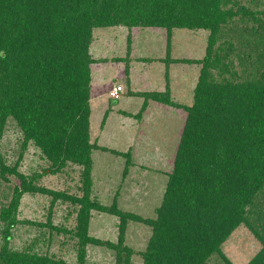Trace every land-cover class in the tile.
I'll list each match as a JSON object with an SVG mask.
<instances>
[{"label":"trees","instance_id":"1","mask_svg":"<svg viewBox=\"0 0 264 264\" xmlns=\"http://www.w3.org/2000/svg\"><path fill=\"white\" fill-rule=\"evenodd\" d=\"M115 27L163 29L168 40L175 29L208 33L201 60H178L200 65L191 105L175 102L166 85L163 92H130L144 99L140 112L120 111L137 119L150 100L186 114L154 218L91 198L94 151L124 157V177L134 165L130 150L90 139L92 66L106 61L90 53L94 31ZM115 61L128 76L127 58ZM9 122L22 136L18 159L32 145L49 166L25 177L0 155V178L21 181L0 208V264H71L37 252L34 243L10 247L24 194L50 196L49 210L58 201L75 208L72 229L54 226L50 215L36 224L49 238L64 233L76 241L74 264H85L87 246L113 250L115 264H130L137 253L141 264H207L213 257L232 264L222 245L240 226L261 245L247 264H264V0H0V140ZM68 167L78 168L79 195L38 186ZM91 211L118 218L116 243L88 234ZM129 221L150 229L143 251L124 243Z\"/></svg>","mask_w":264,"mask_h":264},{"label":"rangeland","instance_id":"2","mask_svg":"<svg viewBox=\"0 0 264 264\" xmlns=\"http://www.w3.org/2000/svg\"><path fill=\"white\" fill-rule=\"evenodd\" d=\"M94 32L90 53L93 58L106 61L92 66L90 139L108 150L124 153L130 150L134 165L124 177V157L108 151H94L91 198L104 206H110L115 201L122 211L142 218H154L165 190L166 173L172 169L186 114L180 109L150 100L137 119L126 117L120 111L133 116L140 112L144 99L130 92H163L166 85L175 102L191 105L200 65L179 63L178 60H201L208 33L175 29L168 40L165 30L154 28L115 27ZM127 44L130 47L128 57ZM118 58H127L128 76L125 75V63L115 61ZM117 85L122 87V94L112 100L109 93ZM110 108L109 120L107 118L102 125L104 113ZM21 139L19 129L12 122L7 123L0 140L1 158L7 166L17 164V172L25 177L41 174L49 163L34 146L29 145L18 159ZM69 168L56 175L41 177L37 181L38 186L79 195L78 168ZM6 178H0V208L9 203L14 187L21 184L14 175H6ZM50 201L51 197L47 195L22 196L16 212L19 223L11 230L10 247L20 251L34 243L37 252L54 254L74 264L76 241L64 233H52L49 238V231L36 225L45 224L50 215L54 226L64 225L69 229L75 226V208L58 201L49 210ZM118 221L115 216L91 211L88 234L116 243ZM2 229L0 223V244ZM149 236L148 227L129 221L124 243L134 252H140L145 249ZM260 248V243L250 231L240 226L222 245V252L232 264H247ZM86 251L85 264H115V253L107 247L87 246ZM137 254L131 257L130 264H141ZM207 264L225 262L213 257Z\"/></svg>","mask_w":264,"mask_h":264},{"label":"built area","instance_id":"3","mask_svg":"<svg viewBox=\"0 0 264 264\" xmlns=\"http://www.w3.org/2000/svg\"><path fill=\"white\" fill-rule=\"evenodd\" d=\"M122 92V87L117 85L112 88V90L109 93V97L111 99H117L120 96V93Z\"/></svg>","mask_w":264,"mask_h":264},{"label":"crops","instance_id":"4","mask_svg":"<svg viewBox=\"0 0 264 264\" xmlns=\"http://www.w3.org/2000/svg\"><path fill=\"white\" fill-rule=\"evenodd\" d=\"M91 90H92V87H91ZM110 110H111V108H110ZM110 114H111V113H110ZM110 114H109V116H108V120H109Z\"/></svg>","mask_w":264,"mask_h":264}]
</instances>
